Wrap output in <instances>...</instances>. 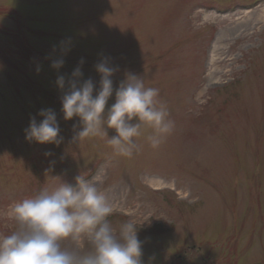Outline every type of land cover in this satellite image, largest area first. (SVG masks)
<instances>
[{"label": "rangeland", "instance_id": "obj_1", "mask_svg": "<svg viewBox=\"0 0 264 264\" xmlns=\"http://www.w3.org/2000/svg\"><path fill=\"white\" fill-rule=\"evenodd\" d=\"M254 10L264 0H0V235L17 228L16 202L81 175L112 205L114 229L135 223L142 264L184 253L212 264V248L219 264H264V21L233 32ZM62 41L70 51L57 72ZM103 58L117 69L106 112L127 74L160 90L174 129L158 148L148 127L130 158L104 136L73 142L79 121L63 120L57 76L83 59L95 95ZM41 109L57 114L59 146L25 140Z\"/></svg>", "mask_w": 264, "mask_h": 264}, {"label": "clouds", "instance_id": "obj_2", "mask_svg": "<svg viewBox=\"0 0 264 264\" xmlns=\"http://www.w3.org/2000/svg\"><path fill=\"white\" fill-rule=\"evenodd\" d=\"M60 49V56L50 64L57 72L70 51L63 41ZM83 64L81 59L70 77L58 75L56 80L63 93V120L75 117L79 121L73 125V142L104 136L117 155L130 158L139 151L135 138L148 127L152 134L147 139L152 148H158L174 129L167 105L159 99L160 90L146 86L137 75L127 74L106 112L117 69L110 66L107 58L95 65L100 80L94 95L96 85L91 78L83 79ZM36 71L39 73V66ZM109 129L115 131L111 138ZM24 134L26 142L38 145L59 146L63 141L52 109H41L31 117ZM113 211L96 183L81 175L76 177V187L62 183L55 191L41 190L35 197L11 206L9 217L17 228L9 235H0V264H142L143 242L135 223L127 221L117 231L109 222ZM66 242L71 246H65ZM86 248L91 251L85 252Z\"/></svg>", "mask_w": 264, "mask_h": 264}, {"label": "bare ground", "instance_id": "obj_3", "mask_svg": "<svg viewBox=\"0 0 264 264\" xmlns=\"http://www.w3.org/2000/svg\"><path fill=\"white\" fill-rule=\"evenodd\" d=\"M259 10V9H258ZM258 10H254L252 12L246 13L245 15L247 16L246 18H244V21H242L241 23H238L237 25H235L233 32H237L240 29L245 30L250 24L252 19H254V25H257L261 22L264 21V11H262L261 13L258 14ZM258 14V15H257ZM240 15V14H237ZM236 29V30H235ZM213 78V76H212ZM164 183L162 182H157V181H151L150 182V187L153 189H159Z\"/></svg>", "mask_w": 264, "mask_h": 264}, {"label": "flooded vegetation", "instance_id": "obj_4", "mask_svg": "<svg viewBox=\"0 0 264 264\" xmlns=\"http://www.w3.org/2000/svg\"><path fill=\"white\" fill-rule=\"evenodd\" d=\"M212 243H214V241H211ZM186 253L184 254H179L176 256V259H179V262L178 264H187V259L185 258V255ZM175 256V255H174ZM206 257H211L212 259H214L215 261L212 262V264H219V255L218 253H214L213 252V248L211 249V251H208L206 253ZM205 256L201 258V264H203L204 260H205ZM171 264H174V263H171ZM192 264V263H191ZM195 264V263H194Z\"/></svg>", "mask_w": 264, "mask_h": 264}]
</instances>
